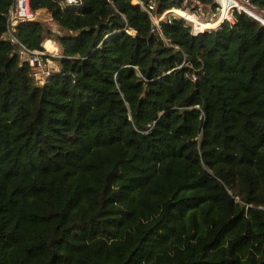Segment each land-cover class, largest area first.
I'll return each mask as SVG.
<instances>
[{
  "label": "trees",
  "instance_id": "obj_1",
  "mask_svg": "<svg viewBox=\"0 0 264 264\" xmlns=\"http://www.w3.org/2000/svg\"><path fill=\"white\" fill-rule=\"evenodd\" d=\"M14 3L0 0V264H264V25L235 12L159 33L132 0H30L16 37L60 49L41 83L6 38ZM176 8L201 30L226 15Z\"/></svg>",
  "mask_w": 264,
  "mask_h": 264
},
{
  "label": "built area",
  "instance_id": "obj_2",
  "mask_svg": "<svg viewBox=\"0 0 264 264\" xmlns=\"http://www.w3.org/2000/svg\"><path fill=\"white\" fill-rule=\"evenodd\" d=\"M65 1L71 5H75L78 3V0ZM215 2L217 5L216 9L213 10L215 17L211 19L202 18L203 20L198 18V8L194 7L192 9H183L174 7L176 9H181L182 11L194 14L196 16V19L198 20V23H202L203 21H214L218 17L223 15V13L226 11V15L223 21H221L218 25H216L215 27H209L201 30L199 27L200 25L196 22L188 21L185 17L180 16L179 14L172 11V9L174 8L168 9L163 13H157L155 11V1L147 2L145 0H132L133 4L140 6L143 10L148 12L153 23V30L158 31L159 33H162V23L171 22L173 18H180L185 20V22L192 27L191 32L193 35L196 36L206 31H212L214 29H217L226 21L234 22L235 12H244L264 25V12L258 9V7L251 2V0H215ZM195 3L198 5H202L199 1L196 0ZM217 10L218 13H216ZM35 18H37V14L31 9L30 0H15L14 6L11 8L8 16L9 29L6 34V38L10 39L13 43L18 45L23 60L28 61L29 64L34 68V76L36 77V79L41 83H45L52 74L53 70L57 67L56 64L54 66V58L58 55L57 52H50L47 51L45 48L43 50H31L30 48L26 47L23 43H21V41L15 35L16 26L18 25V23L34 20ZM126 31L131 34L134 33V31L131 29H126ZM55 33L59 34L60 31L56 30ZM193 79L195 80L196 77L194 76Z\"/></svg>",
  "mask_w": 264,
  "mask_h": 264
},
{
  "label": "crops",
  "instance_id": "obj_3",
  "mask_svg": "<svg viewBox=\"0 0 264 264\" xmlns=\"http://www.w3.org/2000/svg\"><path fill=\"white\" fill-rule=\"evenodd\" d=\"M38 16L40 17V19L42 20H46V21H49V22H52L51 20V16L50 14L46 11V10H41L38 12ZM56 31V30H55ZM52 36V38L54 39L53 41L51 42H42V46L43 48H45L47 51H50V52H57L58 50V47H57V44H56V41H55V38L53 35H50ZM59 54V53H58ZM57 55V54H56ZM59 55H57L56 57H58ZM54 63L58 66L59 68V65L57 63V61L54 59Z\"/></svg>",
  "mask_w": 264,
  "mask_h": 264
},
{
  "label": "rangeland",
  "instance_id": "obj_4",
  "mask_svg": "<svg viewBox=\"0 0 264 264\" xmlns=\"http://www.w3.org/2000/svg\"><path fill=\"white\" fill-rule=\"evenodd\" d=\"M195 8H198L197 9V14H198V18H200V19H204V18H214L215 17V15H214V13H213V10L210 8V7H204L203 5H198V4H196V6H195ZM199 8H201V9H199ZM216 13H218V10H217V12ZM202 19V20H203ZM56 41V40H55ZM57 44V43H56ZM58 47V46H57ZM58 53H60V49H59V47H58V50H57V54ZM58 55H60V54H58ZM54 66H55V63H54ZM58 69V66L56 67V69H54V70H57ZM52 70H53V68H52ZM54 70H53V72H54Z\"/></svg>",
  "mask_w": 264,
  "mask_h": 264
},
{
  "label": "bare ground",
  "instance_id": "obj_5",
  "mask_svg": "<svg viewBox=\"0 0 264 264\" xmlns=\"http://www.w3.org/2000/svg\"><path fill=\"white\" fill-rule=\"evenodd\" d=\"M173 10V9H172ZM51 41H53V39H49L48 41H46V42H51Z\"/></svg>",
  "mask_w": 264,
  "mask_h": 264
}]
</instances>
